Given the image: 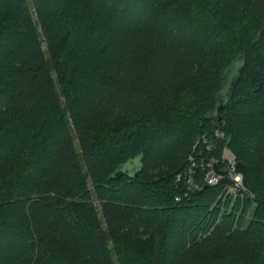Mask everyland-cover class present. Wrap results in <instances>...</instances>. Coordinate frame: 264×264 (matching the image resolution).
Listing matches in <instances>:
<instances>
[{
	"label": "trees",
	"instance_id": "1",
	"mask_svg": "<svg viewBox=\"0 0 264 264\" xmlns=\"http://www.w3.org/2000/svg\"><path fill=\"white\" fill-rule=\"evenodd\" d=\"M0 264H264V0H0Z\"/></svg>",
	"mask_w": 264,
	"mask_h": 264
},
{
	"label": "built area",
	"instance_id": "2",
	"mask_svg": "<svg viewBox=\"0 0 264 264\" xmlns=\"http://www.w3.org/2000/svg\"><path fill=\"white\" fill-rule=\"evenodd\" d=\"M214 136L216 138H223L224 134L217 131ZM214 141L215 139L213 136H203L202 144L205 146L206 151L212 152L215 149ZM200 143L201 141H198L195 144L194 151L198 148ZM201 155L202 153L191 156L185 174H179L176 178L177 183L185 179L187 185L186 196H189L192 192L195 193L197 190H203L206 185L211 188L224 183L223 192L219 197V201L222 208H226L228 206L233 207L239 199L250 195L244 181V175L237 169L238 161L228 148L224 149L221 158H203ZM219 170L225 173L221 174ZM198 171L203 175V187H199V185L195 183L197 180H195V177L197 178L199 175ZM180 199V197L176 198L177 201H180Z\"/></svg>",
	"mask_w": 264,
	"mask_h": 264
},
{
	"label": "water",
	"instance_id": "3",
	"mask_svg": "<svg viewBox=\"0 0 264 264\" xmlns=\"http://www.w3.org/2000/svg\"><path fill=\"white\" fill-rule=\"evenodd\" d=\"M226 78H228V75L226 76ZM220 98L223 100V98H224L223 93L220 95ZM222 100H221V103L219 105V109L217 112L218 114L220 113V111L223 108ZM139 168H140V160L137 159L135 161L129 162L128 164L120 166V168L114 174V177H120V176L131 177L133 174H135V176L137 177V171H139ZM237 169L240 173H243L245 171V165L238 162ZM219 173L224 174L225 172L219 170ZM207 189H209V186L206 185L203 190H207ZM203 190L195 191V195L201 194L203 192Z\"/></svg>",
	"mask_w": 264,
	"mask_h": 264
},
{
	"label": "rangeland",
	"instance_id": "4",
	"mask_svg": "<svg viewBox=\"0 0 264 264\" xmlns=\"http://www.w3.org/2000/svg\"><path fill=\"white\" fill-rule=\"evenodd\" d=\"M235 80H236V76L234 75V74H232V75H230V77H229V79L227 80V82L225 83V87H224V90H223V96L225 97V98H227L228 96H229V93H230V89L232 88V86H233V84H234V82H235ZM229 150V149H228ZM77 151H81V149H80V146L79 145H77ZM230 151V150H229ZM231 152V151H230ZM232 153V152H231ZM233 154V153H232ZM234 155V154H233ZM61 181L60 180H56V181H54V182H51L50 184H49V186L51 187V188H54L55 186H58V185H60L61 183H60ZM94 205L96 206V207H99L100 206V202H98V201H95V203H94ZM100 209V208H99ZM99 211V217L100 218H103V215H102V212H101V210H98Z\"/></svg>",
	"mask_w": 264,
	"mask_h": 264
}]
</instances>
